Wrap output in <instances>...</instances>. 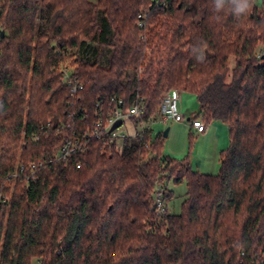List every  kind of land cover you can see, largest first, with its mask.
<instances>
[{
	"label": "trees",
	"instance_id": "16d2710c",
	"mask_svg": "<svg viewBox=\"0 0 264 264\" xmlns=\"http://www.w3.org/2000/svg\"><path fill=\"white\" fill-rule=\"evenodd\" d=\"M256 2L237 19L214 13L212 0H0V197L11 198L0 203V264H264ZM64 71L83 84L75 97ZM170 90L195 95L206 126L227 125L217 175L192 168L193 133L181 160L164 157L162 135L89 138L68 164L19 178L11 195L7 178L19 163L49 162L68 135L93 127L99 109L111 114L112 98L124 111L142 99L131 118L139 132ZM171 182L187 185L182 211L159 215L155 197L170 200Z\"/></svg>",
	"mask_w": 264,
	"mask_h": 264
},
{
	"label": "built area",
	"instance_id": "2783aa9c",
	"mask_svg": "<svg viewBox=\"0 0 264 264\" xmlns=\"http://www.w3.org/2000/svg\"><path fill=\"white\" fill-rule=\"evenodd\" d=\"M140 15V20L138 21V25L142 27L144 25L143 17H146ZM64 82L68 85L70 88L71 95L75 97L80 90L83 88V84L75 80L70 76V73L68 71H64ZM112 102L115 105L114 110L111 112V114L108 115L107 118L103 117V110L99 109L97 111L96 120L94 122V125L92 128L85 131V133L82 136H79L78 134L68 135L60 148L58 149L55 157L53 159H50L48 162L46 161H40V162H30L27 164L19 163L16 170L9 174L8 176V182L11 183L13 186H15L16 182L19 180V178L26 179L30 181V179H36V174L40 168L45 166L48 163L53 162H61L64 164H68L70 160L75 158L76 156L82 154L86 149V141L89 138H96L99 140L104 141L106 144H112L114 142H119L125 137H140L141 139L145 138L146 135H152V124H154L157 121L168 123V122H175V123H183L185 121V115L180 110V92L177 91L175 93L172 92H166L162 98H161V104L159 107V110L157 113H155L153 116H151L148 121L141 122L140 131L136 129V126L134 125L133 121L131 120L132 117H140L141 113L143 111L142 107V99L139 97L136 98L135 102L130 106V108L127 111H124L123 108V100L112 98ZM83 114H86L85 111H83ZM85 119V118H83ZM121 120L122 127L126 122H131L132 126H134V132L131 134L129 132L121 133L119 131V128L112 130L115 123ZM190 122V126L193 130H195V133H204L207 130L206 123L204 122L203 118L201 116H196L192 118L191 120H188ZM51 126V122L47 124V126H43L40 129V134L35 133L32 136L33 140H38L39 136L43 131L47 130ZM64 128V126H62ZM68 128H70V125H68ZM78 168H81V163H78ZM10 202L9 197H0V203H8ZM154 205L156 208V212L159 215H162L167 210L163 195L161 193H158L154 200ZM39 263L41 264V260H39Z\"/></svg>",
	"mask_w": 264,
	"mask_h": 264
},
{
	"label": "rangeland",
	"instance_id": "374dc122",
	"mask_svg": "<svg viewBox=\"0 0 264 264\" xmlns=\"http://www.w3.org/2000/svg\"><path fill=\"white\" fill-rule=\"evenodd\" d=\"M256 3L258 4V6L261 7L260 10L262 11V13H264V0H257ZM262 48H264V46L260 44L258 48V52H260ZM147 53L148 55H150V49L147 51ZM234 63L235 61L234 58L232 57L230 60L231 68H233ZM169 92L175 93L177 91L170 90ZM180 108L182 109L181 112L185 115V121L183 123H175L171 121L168 123H163L157 121L151 126L153 138H156L159 135L164 136L165 131L169 129L168 136L163 138L164 157H171L177 160L184 159L189 154L190 133L188 131V127H189L188 117H190L194 113L200 115L199 103L197 97L193 94L182 93L180 97ZM226 130H227L226 134L222 135V133H219L220 135L219 138H223L227 140L225 146L226 148H224V150L227 149L229 146V131L228 129ZM119 131L125 134L127 132L132 134L134 132V126H132L131 122H126V124H124L122 127L119 128ZM193 135L195 136V142L190 156L192 168L204 174L217 175L220 171L221 164H220L219 155L215 151L216 148L212 145V140L209 139L210 141L208 140L206 144L200 143L201 139L199 138L201 135L195 133ZM209 144L211 145L208 146ZM167 187L170 191L173 192V196L170 200L165 202L166 207L171 214L178 215L181 213L183 203L186 199L187 185L185 182L177 185L171 182L168 184ZM14 189L15 187L12 186L11 195L13 194ZM31 264H40V263L38 259H33Z\"/></svg>",
	"mask_w": 264,
	"mask_h": 264
},
{
	"label": "clouds",
	"instance_id": "9594fccd",
	"mask_svg": "<svg viewBox=\"0 0 264 264\" xmlns=\"http://www.w3.org/2000/svg\"><path fill=\"white\" fill-rule=\"evenodd\" d=\"M252 7L253 0H212V11L214 13L229 12L237 19L248 15ZM197 59L203 60L202 49Z\"/></svg>",
	"mask_w": 264,
	"mask_h": 264
},
{
	"label": "crops",
	"instance_id": "0c3cea01",
	"mask_svg": "<svg viewBox=\"0 0 264 264\" xmlns=\"http://www.w3.org/2000/svg\"><path fill=\"white\" fill-rule=\"evenodd\" d=\"M183 92H180V97L182 95ZM180 110L182 111V109L180 108ZM199 114L194 113L193 115H191L190 117H188V120H191L192 118L198 116ZM224 125V126H223ZM228 127L222 123V122H213L210 125H207V130L204 133H195L191 126H190V122H189V127H188V131L189 133H195V134H200V138L201 141L200 143H207L208 140H212V145L216 148V153H218L219 158H220V152L224 150V148H226V139L223 138H219V133L226 134ZM209 140V141H210ZM215 140V141H214ZM222 140V141H221ZM211 144H209L208 146H210ZM213 148V147H212ZM221 164V161H220ZM215 168V167H214ZM200 172V171H199Z\"/></svg>",
	"mask_w": 264,
	"mask_h": 264
},
{
	"label": "water",
	"instance_id": "95a60500",
	"mask_svg": "<svg viewBox=\"0 0 264 264\" xmlns=\"http://www.w3.org/2000/svg\"><path fill=\"white\" fill-rule=\"evenodd\" d=\"M1 36H2V37L4 36V33H3V32L1 33ZM121 125H122V121H121V120H118V121L115 123L114 127L112 128V130H115V129L119 128ZM168 132H169V129L165 131V133H164V137L168 136Z\"/></svg>",
	"mask_w": 264,
	"mask_h": 264
}]
</instances>
